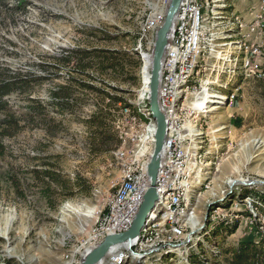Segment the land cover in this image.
<instances>
[{
  "label": "rangeland",
  "instance_id": "rangeland-1",
  "mask_svg": "<svg viewBox=\"0 0 264 264\" xmlns=\"http://www.w3.org/2000/svg\"><path fill=\"white\" fill-rule=\"evenodd\" d=\"M197 1L204 13L203 50L187 83L186 103L193 105V88L196 99L206 88L227 100L224 105L208 103L203 115L182 108L175 121L186 164L179 177L171 174L166 194L178 191L184 197L179 246L153 252L150 249L162 244L158 237L124 264H227L239 241L264 236V28L244 40L246 28L264 19V0ZM167 4L168 0L0 3V67L38 77L43 75L39 65H50L47 77L52 82L35 85L32 93L44 105L51 91L69 87L62 101L65 107H49L53 122L43 114L35 121L25 118L17 133L4 139L0 264H80L84 253L101 243L96 227L110 198L128 173L146 169L153 151L149 128L155 122L148 115L142 68L150 65ZM228 43L232 53L220 59ZM251 44L260 45V54L249 56L257 68L246 69L244 46ZM76 49L128 51L130 61L138 59L140 66L129 71L127 85L124 76L98 71V60H57L64 51ZM71 79L122 97L131 108L112 105L103 128H95L93 113L108 109V100ZM107 83L122 92L107 89ZM7 100L17 116L25 113L20 97ZM234 223L236 230L227 232Z\"/></svg>",
  "mask_w": 264,
  "mask_h": 264
},
{
  "label": "bare ground",
  "instance_id": "bare-ground-1",
  "mask_svg": "<svg viewBox=\"0 0 264 264\" xmlns=\"http://www.w3.org/2000/svg\"><path fill=\"white\" fill-rule=\"evenodd\" d=\"M261 24H263L264 26V19L262 21H257L252 27H257L260 26ZM173 29H177V32H172L169 40V44H176L177 33H178L179 40H178V46L176 48V54H174V47H168L165 55H172V63H177V66L175 67L173 72L174 84L167 91V102H166L167 113L165 114V116L167 118L168 133L164 143L165 152H163V159H165V164H167V168H174L175 173L179 177V174L180 173L182 174V170H180V168L184 165V162L186 164V160L184 159L186 158V152L182 150L180 147H178V145L175 146V148L166 147V143L172 141L171 128L175 127V121L176 118H178V112L182 108H185L184 105H189L188 103H186V96L189 93V87L187 83H190L189 79L193 75V73H195L198 58L200 57L203 50L202 43H203V34H204V13H203L202 4L199 3L197 0H184V1L182 0L178 12L176 14V19ZM191 41H192V55L190 57V63H187V61H180V58L189 55V44ZM224 46H226V49L224 51L223 56L222 54L218 53L220 57L222 56L220 59H225L226 57H228L227 55H230L232 53V49H233L232 43L224 44ZM244 49L245 51H247V46H244ZM149 70H150V65L149 67H146V65L144 64V67L142 68V77L144 80V86H146L150 81ZM170 72H171V57H164L161 64L160 82H168V76ZM200 94L201 96L196 99V103H193L194 106L189 105V107L193 109L191 111H194L200 115H203L204 112L205 113L207 112V110L204 111V109H206V105L208 103L213 104L217 102L219 105H224V101L227 100L225 95L210 93L208 89L206 90V88H203ZM147 103H148V99H147ZM210 109L211 110L208 111H213L215 107ZM161 110L164 113V110L163 109ZM148 115H149V119L153 120L150 111ZM154 127L155 125L149 128L150 131L148 130L151 134L152 141H154L153 138L155 131ZM187 129L191 131L190 126H188ZM180 131L181 130L178 129L177 142H179L180 137H182ZM198 134L201 133H197L196 135ZM188 135H190V133H188ZM172 173H173L172 171H164V180L159 182L158 186H155L156 192L159 196V201L155 206L156 208H154L155 210H153V212H151L150 214V220L152 221V223L150 224L151 226L149 225L144 230H142L140 236L138 237L137 240L133 242L131 248L121 252V254H119L118 257L116 258V262L113 264H124L126 258L129 257V255L133 257L135 255L136 257L138 255H141L140 252L142 251L143 247L145 249L148 244L155 241L158 237L161 238L160 242H162V244L158 246V249H151L153 252H159L160 249H162L163 247L164 248L162 250H166L168 247L175 249L179 246L178 244L182 238V232L185 226L184 218L186 214L183 211L184 202L182 203V199L184 197L181 199L182 195H180L178 191L166 194L167 191L170 190L168 180L171 179ZM135 180L138 182V184H133ZM148 184L149 181L146 175V169L144 168L140 169L139 171L130 172L125 176L123 181L117 187L115 193L110 198L107 212L106 213L104 212L105 214L102 215L100 222L97 224L96 227L97 240L102 241L104 237L107 235L122 233L126 231L130 227L139 209V208L125 209V211L123 212V219L121 221V224H114L113 216L115 215V205L111 204L110 202H115L118 199V194H119V197H126V195L130 196V205H137L138 204L137 192L143 191V196H144L145 192L147 191ZM175 198H176V204H174ZM171 211H173L174 217H179V222H175L174 227H173V223H166V229H159L158 231H154L157 228L160 219L166 218V216L171 214ZM92 212L93 211H90L89 213ZM140 247L141 249L137 250ZM116 252L117 249L115 250L113 249L110 252V254ZM103 262H101L100 264H102Z\"/></svg>",
  "mask_w": 264,
  "mask_h": 264
},
{
  "label": "trees",
  "instance_id": "trees-1",
  "mask_svg": "<svg viewBox=\"0 0 264 264\" xmlns=\"http://www.w3.org/2000/svg\"><path fill=\"white\" fill-rule=\"evenodd\" d=\"M4 0H0L2 3ZM18 2V1H17ZM20 3V2H19ZM64 54L59 60L60 62L69 63L71 58L77 59L79 62L85 59L98 60L99 66L98 71L101 73H106L116 76H124L127 85L131 83L127 76H131L129 71H136L139 69L140 61L135 59L130 61L128 56V51H117V50H107V49H76L71 51H64ZM73 56V57H72ZM126 58H128V63H126ZM132 60V59H131ZM128 64V65H127ZM40 70L43 71L42 76H32V74L27 72H22L20 70L12 71L7 67H0V157L4 153V139L12 138L20 129L23 119H29L30 121H35L36 116L43 114L45 120L52 121L53 119L49 117V109L64 108L65 104L62 103L63 99H67L69 95V87L62 86L55 91L49 93V103L44 105L40 103L35 98L32 97L33 89L35 85L41 84L46 81H51L47 77L50 65L41 64L39 65ZM84 70L88 68L87 66H82ZM74 79H71L73 81ZM93 82H96L92 79ZM69 81V82H71ZM81 89L89 90L91 92L97 93L104 100H108V109H99L98 112L93 113L92 122L94 127L101 129L105 124V120L108 117V110L112 105L120 104L123 108H131L130 103L122 97L112 95L108 92L101 91L100 89L94 87L93 85L86 84L81 81H73ZM99 84H104V81H97ZM109 84V83H107ZM105 86V85H104ZM107 89L114 92L118 91L116 85L109 84L106 86ZM122 92L121 90H119ZM16 95L20 97L25 102V113L22 116H17L16 113L9 106L7 98ZM102 100V101H104ZM60 101V103H59ZM50 107V108H49ZM50 129H48L49 131ZM35 175L41 173L39 171L33 172ZM44 177L49 178L48 173H43ZM43 174L42 177H43ZM76 188H82L81 183H76ZM219 228L223 227V223L218 224ZM237 228L234 223L227 227V232L233 233ZM227 264H264V236L260 237L258 241L253 240H241L238 242L237 247L232 251L231 258L227 261Z\"/></svg>",
  "mask_w": 264,
  "mask_h": 264
},
{
  "label": "water",
  "instance_id": "water-1",
  "mask_svg": "<svg viewBox=\"0 0 264 264\" xmlns=\"http://www.w3.org/2000/svg\"><path fill=\"white\" fill-rule=\"evenodd\" d=\"M182 0H169L166 7L164 21L155 33V39L151 52L150 81L148 83V106L155 122L154 147L146 166V175L149 181L143 201L128 230L111 234L104 237L98 245L87 250L80 264H100L110 252L118 248L130 249L133 242L138 239L142 230L148 227L152 221L150 214L159 201L156 192V178L161 166L164 143L167 137V118L162 112L158 101V89L160 83L161 64L164 55L169 47V40L175 23L176 14Z\"/></svg>",
  "mask_w": 264,
  "mask_h": 264
},
{
  "label": "built area",
  "instance_id": "built-area-1",
  "mask_svg": "<svg viewBox=\"0 0 264 264\" xmlns=\"http://www.w3.org/2000/svg\"><path fill=\"white\" fill-rule=\"evenodd\" d=\"M176 19V18H175ZM193 25V23H192ZM161 27V26H160ZM159 27V28H160ZM264 28L263 24L257 27H247L246 29V35H244V40L249 36V34H252L253 32L261 31ZM172 32H177V29H173ZM191 33V32H190ZM178 33H177V39H176V44H169V47H174V54H176V48L178 46ZM260 45H247V53H246V69H251V68H257L256 64L251 61L249 56H258L260 54ZM192 55V41L189 44V55L188 56H183V58H180V61H187V63H190V57ZM164 57H171V72L168 76V82H160L159 83V89H158V101H159V106L161 109L164 110V114H166V102H167V91L168 89L174 84V79H173V72L175 67L177 66V63H172V55H164ZM161 75V72H160ZM196 90L197 88H193L192 92L189 94V103H196ZM193 97V102L190 101V98ZM236 95L232 96V100L230 101V106H232L233 101L235 100ZM186 109L189 108V105H184ZM171 133H172V141L166 143V147H173L177 146V135H178V126L177 127H172L171 128ZM165 152V150H163ZM176 158V155H175ZM175 164V161H174ZM164 171H172L173 173L174 168H167V164H165V159H163L162 156V162L161 166L158 170L157 173V181H156V186H158L159 182L164 180ZM171 183H176V180H172ZM133 184H138V182L135 180ZM138 196V204L137 205H130V196L126 197H119L118 194V199L115 202H110L111 204L115 205V215L113 216L114 218V224H121V221L123 219V212L125 209H135L139 208L142 201H143V191L137 192ZM174 204H176V198L174 201ZM180 207V206H178ZM175 222H179V217H174L173 216V211H171V214L166 216V218L160 219L157 228L154 231H158L159 229H166V223H173V227L175 226ZM123 229V228H122ZM158 249V248H154ZM124 250H128V248H118L116 253L109 254L106 259L104 260L105 263L103 262L102 264H113L116 262V258L118 257L121 252ZM151 250V249H150ZM146 250H142L144 252Z\"/></svg>",
  "mask_w": 264,
  "mask_h": 264
}]
</instances>
